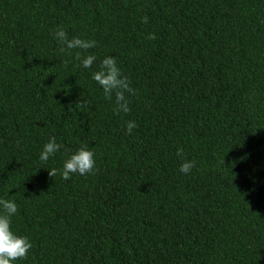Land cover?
<instances>
[{
	"label": "trees",
	"instance_id": "trees-1",
	"mask_svg": "<svg viewBox=\"0 0 264 264\" xmlns=\"http://www.w3.org/2000/svg\"><path fill=\"white\" fill-rule=\"evenodd\" d=\"M108 55L127 113L92 79ZM84 145L96 170L64 180ZM0 199L32 243L14 264H264V0H0Z\"/></svg>",
	"mask_w": 264,
	"mask_h": 264
},
{
	"label": "clouds",
	"instance_id": "clouds-1",
	"mask_svg": "<svg viewBox=\"0 0 264 264\" xmlns=\"http://www.w3.org/2000/svg\"><path fill=\"white\" fill-rule=\"evenodd\" d=\"M143 22L147 23V17L143 18ZM55 38L61 45V53L71 54V50L79 49L81 51H76L75 58L81 61V66L83 68L93 66L96 56L87 54L82 57V52L86 53L89 49L94 48L96 46L95 40H86L78 36L69 38L68 33L63 28H58L55 31ZM148 38L155 39L156 37L154 33H150ZM92 79L102 87L105 99L111 101L114 94L115 104L113 110L116 114L130 111V101L127 99L126 93H133L134 89L131 87L129 78L122 73L115 56H106L100 62L99 70L93 72ZM86 105H89V102L82 100L76 106L83 108ZM136 126L134 121H128L125 128L126 134H131ZM60 147L61 145L57 143L55 137H51L43 146L40 160L46 163ZM176 154L183 157V149L179 148ZM195 166V160H185L180 166V172L187 174ZM94 170H96L95 153L88 145H84L64 162L62 178L68 180L72 173L86 175L93 173ZM56 174L57 169L55 168L49 171L51 177ZM0 209H2V212H0V264H14L17 260L27 258L32 243L28 237L17 235L11 230V218L18 211L14 200L0 199Z\"/></svg>",
	"mask_w": 264,
	"mask_h": 264
}]
</instances>
